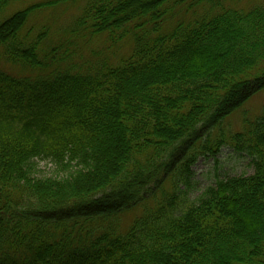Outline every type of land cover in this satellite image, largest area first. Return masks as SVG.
<instances>
[{
	"label": "trees",
	"instance_id": "16d2710c",
	"mask_svg": "<svg viewBox=\"0 0 264 264\" xmlns=\"http://www.w3.org/2000/svg\"><path fill=\"white\" fill-rule=\"evenodd\" d=\"M12 1L0 0V264H264V122L220 127L264 91V5L84 0L73 37L132 46L83 69L48 32H24L39 6L6 15ZM225 145L253 158L252 176L193 203L157 199L169 180L185 193ZM39 161L65 173L39 177ZM152 199L122 231L121 213Z\"/></svg>",
	"mask_w": 264,
	"mask_h": 264
},
{
	"label": "rangeland",
	"instance_id": "374dc122",
	"mask_svg": "<svg viewBox=\"0 0 264 264\" xmlns=\"http://www.w3.org/2000/svg\"><path fill=\"white\" fill-rule=\"evenodd\" d=\"M233 1L228 0L227 3L232 4ZM84 3V0H13L8 5V10L5 14L12 15L16 12L39 6L40 8L35 9L36 11L29 17L28 24L24 30L27 35L30 32L35 37L42 32H48L47 36L45 34L44 40L46 45L48 47H55L59 44L67 46L75 56L73 57L74 62L83 66V69L107 58L112 63L118 62L123 55L130 52L132 41H124L121 47L123 51L120 52L117 47H113L109 43V39L106 36L83 38L71 35V24L81 12ZM234 3L242 8H250L255 5H264V0H237ZM71 43L76 44V46L71 45ZM0 67H7L6 69H8L11 66L0 58ZM258 122H264V91L255 95L229 116L220 127L226 136H230L231 133L235 134L252 130ZM250 123L252 125L248 126ZM218 130L220 129L213 131L214 137L220 134ZM232 146L225 145L216 156L207 154L200 157L192 168L193 175L189 179V187L187 188L185 185L180 187L179 185L182 190L186 187L185 193L180 194L179 188L178 190L174 189L173 181L169 180L165 191L159 193L157 199L163 202L169 197L173 199L171 196L173 195L179 201L193 203L197 202L208 188L215 187L221 180L231 177L252 176L255 173L253 158L248 153H241ZM64 173L50 161L38 162L37 175L39 177L63 176ZM176 176L174 180L177 181L178 175ZM175 190H177L176 193ZM156 203L152 199L137 208L121 213L119 217L120 229L122 231L128 230L146 209L154 208Z\"/></svg>",
	"mask_w": 264,
	"mask_h": 264
}]
</instances>
